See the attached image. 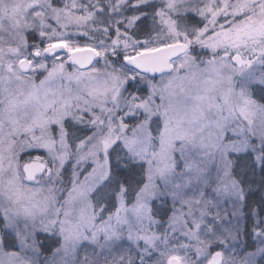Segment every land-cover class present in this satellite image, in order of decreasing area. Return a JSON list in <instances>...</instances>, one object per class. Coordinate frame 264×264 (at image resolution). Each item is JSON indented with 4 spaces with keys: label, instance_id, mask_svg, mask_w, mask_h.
Returning <instances> with one entry per match:
<instances>
[{
    "label": "snow or ice",
    "instance_id": "1",
    "mask_svg": "<svg viewBox=\"0 0 264 264\" xmlns=\"http://www.w3.org/2000/svg\"><path fill=\"white\" fill-rule=\"evenodd\" d=\"M0 264H264V0H22Z\"/></svg>",
    "mask_w": 264,
    "mask_h": 264
},
{
    "label": "rangeland",
    "instance_id": "2",
    "mask_svg": "<svg viewBox=\"0 0 264 264\" xmlns=\"http://www.w3.org/2000/svg\"><path fill=\"white\" fill-rule=\"evenodd\" d=\"M21 2L22 0H0V35L15 30ZM192 103L189 101L187 106L191 108Z\"/></svg>",
    "mask_w": 264,
    "mask_h": 264
}]
</instances>
